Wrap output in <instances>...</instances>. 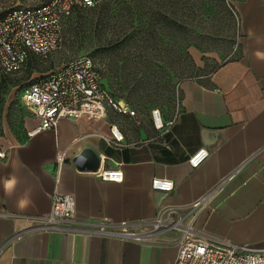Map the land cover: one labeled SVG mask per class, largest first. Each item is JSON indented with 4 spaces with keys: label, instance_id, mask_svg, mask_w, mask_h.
I'll return each instance as SVG.
<instances>
[{
    "label": "crops",
    "instance_id": "obj_1",
    "mask_svg": "<svg viewBox=\"0 0 264 264\" xmlns=\"http://www.w3.org/2000/svg\"><path fill=\"white\" fill-rule=\"evenodd\" d=\"M231 2L238 22L232 52L211 73L179 83V109L168 133L152 122L143 129L137 119L139 143L117 125L124 142L111 146L116 124L110 114L105 120L64 118L55 130L30 136L40 121L19 94L22 134L0 137V264H175L178 233L138 243L102 236L99 224L142 229L138 225L164 207L209 196L211 209L198 216V228L221 242L264 248V60L255 56L264 52V0ZM88 147L101 157L97 172L73 162ZM202 149L209 156L194 169L189 157ZM115 169L123 171L122 182L102 179L103 171ZM154 178L173 181L174 190H154ZM56 191L74 197L75 220L45 230L31 219L49 216Z\"/></svg>",
    "mask_w": 264,
    "mask_h": 264
},
{
    "label": "built area",
    "instance_id": "obj_2",
    "mask_svg": "<svg viewBox=\"0 0 264 264\" xmlns=\"http://www.w3.org/2000/svg\"><path fill=\"white\" fill-rule=\"evenodd\" d=\"M105 0H25L0 14V81L7 75L20 73L32 55L47 60L58 52L63 44V27L66 19L78 9L94 8ZM234 12V11H233ZM235 14V13H234ZM236 15V14H235ZM23 108L40 121L29 133L55 130L61 119L85 117L89 120H105L110 114L137 120V114L125 99H118L105 86L102 74L90 56H82L68 64L33 78L20 89ZM152 121L158 131L170 132L175 119L166 123L159 110L152 111ZM108 144L119 147L124 135L117 125L110 127ZM209 156L207 150H199L189 157L192 168H198ZM0 158L5 152L0 150ZM63 155L57 158L58 174ZM102 179L122 182L121 169L105 170ZM154 190L170 193L173 181L154 178ZM211 196L196 200L187 206H167L155 218L137 225L121 223L99 224L98 233L138 243L152 242L165 232H176L178 256L175 264H264V248L221 242L197 227L196 220L205 210L211 209ZM74 197L56 191L52 197L48 217L31 219L42 229L60 230L62 224L75 220Z\"/></svg>",
    "mask_w": 264,
    "mask_h": 264
},
{
    "label": "rangeland",
    "instance_id": "obj_3",
    "mask_svg": "<svg viewBox=\"0 0 264 264\" xmlns=\"http://www.w3.org/2000/svg\"><path fill=\"white\" fill-rule=\"evenodd\" d=\"M131 1L129 0L132 7L133 28L130 31V34L133 33L132 39L125 41L118 27L110 31L103 30L98 35L97 33L91 34L89 31L85 33L84 30L81 31L83 27L76 26L70 33H67L69 21L82 19L85 23L93 17L97 18L101 13L100 9L95 11L83 9L73 14L65 23L61 49L44 60L43 66L51 68L44 73L48 74L82 56H90L101 71L112 95L117 96L118 99L119 96L127 97L128 104L136 111L140 127L146 129L151 126V122L153 125V110H159L164 121L173 119L175 112L179 109L178 85L180 82L185 79H198L205 76L211 73L220 62L228 59L232 52L230 50L233 49L232 46L237 41L238 22L233 14V7L231 8V0L227 1L228 12L215 2L205 3L201 16L205 31L210 32L209 34H217L225 43H218L217 49L212 51L201 49L194 44L190 45V41H188L186 50L188 55L185 56L186 44L183 37L176 34L174 30L169 33L166 28L158 25L152 29L155 33H151L149 38L141 33L152 23L148 21L147 16L149 15L145 13V10L136 6L135 3L138 0ZM24 2L25 0H0V14L8 8ZM161 4V0H155L152 3L153 9L157 10ZM121 6L117 8L120 9ZM117 8H113L114 13H117ZM127 17L124 15L118 20L122 22L127 20ZM88 27L89 24H86L85 29ZM195 55L198 56V60ZM199 59H201V63H199ZM39 75L42 74L34 73L31 79L20 86ZM147 80H153L154 84L150 87L146 85L143 87L145 90L139 89L132 98L129 97V90H121L125 87L124 81H130L134 85L138 82H147ZM19 92L20 89L10 90L4 99V104L0 106V137L20 138L22 134L24 112L18 101ZM108 120L110 123L120 126L130 142L139 143L141 134L137 133L134 120H129L126 117L118 118L113 115H110Z\"/></svg>",
    "mask_w": 264,
    "mask_h": 264
},
{
    "label": "trees",
    "instance_id": "obj_4",
    "mask_svg": "<svg viewBox=\"0 0 264 264\" xmlns=\"http://www.w3.org/2000/svg\"><path fill=\"white\" fill-rule=\"evenodd\" d=\"M154 1L155 0H138L135 3L139 9L145 10V13L149 15L147 16L149 18L148 21H151L152 23V25L148 26L145 31H141V33L145 36H148V38L151 33H155L152 29H155V27L158 25L166 28L169 33L174 30L176 34L183 37L184 43L186 44L184 50L185 56L188 55L186 51L188 48V41H190V45L194 44L201 49L212 51L217 49L218 43H225L224 40L221 39L217 34H209L210 32L205 31V28L203 26L204 21L201 16L203 15L205 3L209 2H215L216 4L220 5L224 11L228 12V0H161L162 4L158 6L157 10L153 9L154 6L152 5V3H154ZM121 4L123 5L121 6ZM118 6H121L120 9L117 8ZM114 7L118 9L117 13L113 12ZM89 9H92L94 11L100 9L101 13L97 18L93 17L85 21L86 24H89L88 29H85L86 24L84 23V21H82V19H75L68 22L69 28L67 29V33H70L71 30L76 26L83 27L81 31L84 30L85 33L89 31V33L91 34L97 33L98 35L99 32H102L103 30L110 31L111 29L114 30L118 27L119 32L124 37L125 41H129L133 38V33L130 34V31L133 28V23L131 20L132 7L130 6L129 0H105L96 7ZM80 10L83 9H78L75 11V13ZM124 15L128 16L127 20L120 22L118 18L123 17ZM68 19L65 20L64 25L68 21ZM43 62L44 61L41 60V58H39L38 56L32 55L24 70H22L18 74L7 75L2 78V80L0 81V106L4 104V99L6 96H8L10 90L21 89L23 86L20 85L31 79L34 73L44 74L51 69L49 67H44ZM18 75L21 76L18 77ZM123 83L125 87L121 90H129V97L131 98L136 95L139 89L146 87V85L150 87L152 84H154L153 80H147V82H138L134 85H132V82L130 81H124ZM104 84L108 88L105 80ZM143 90L145 89L143 88ZM119 98L125 99L128 102L127 97L123 98L119 96Z\"/></svg>",
    "mask_w": 264,
    "mask_h": 264
},
{
    "label": "water",
    "instance_id": "obj_5",
    "mask_svg": "<svg viewBox=\"0 0 264 264\" xmlns=\"http://www.w3.org/2000/svg\"><path fill=\"white\" fill-rule=\"evenodd\" d=\"M75 166L81 171L97 172L101 165V157L93 148H86L73 159Z\"/></svg>",
    "mask_w": 264,
    "mask_h": 264
},
{
    "label": "clouds",
    "instance_id": "obj_6",
    "mask_svg": "<svg viewBox=\"0 0 264 264\" xmlns=\"http://www.w3.org/2000/svg\"><path fill=\"white\" fill-rule=\"evenodd\" d=\"M255 56L259 59V60H264V52H260V51H257L255 53ZM9 186H6V188H8Z\"/></svg>",
    "mask_w": 264,
    "mask_h": 264
}]
</instances>
